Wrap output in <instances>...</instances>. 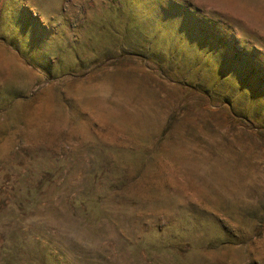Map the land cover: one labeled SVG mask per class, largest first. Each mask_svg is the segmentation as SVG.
<instances>
[{"label":"rangeland","instance_id":"374dc122","mask_svg":"<svg viewBox=\"0 0 264 264\" xmlns=\"http://www.w3.org/2000/svg\"><path fill=\"white\" fill-rule=\"evenodd\" d=\"M0 264H264V0H0Z\"/></svg>","mask_w":264,"mask_h":264},{"label":"trees","instance_id":"16d2710c","mask_svg":"<svg viewBox=\"0 0 264 264\" xmlns=\"http://www.w3.org/2000/svg\"><path fill=\"white\" fill-rule=\"evenodd\" d=\"M101 197L100 196H97V197H89L87 201L85 200H82L81 203H82V206H83V209H84V212L88 215H95L97 214L98 212V205H100V202H101Z\"/></svg>","mask_w":264,"mask_h":264}]
</instances>
